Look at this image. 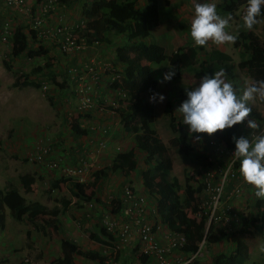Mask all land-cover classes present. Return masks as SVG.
<instances>
[{
  "label": "rangeland",
  "instance_id": "rangeland-1",
  "mask_svg": "<svg viewBox=\"0 0 264 264\" xmlns=\"http://www.w3.org/2000/svg\"><path fill=\"white\" fill-rule=\"evenodd\" d=\"M26 2L30 8L35 4V2H30L29 0H26ZM168 2L165 3L164 0H158L159 21L158 25L151 30L149 39L157 44L159 57L149 63V65L152 67L153 76L157 81L162 73L168 70V66L176 69V75L170 81L164 83L157 82L154 91L163 93L165 99L162 103L151 102L153 104L154 115L152 128L155 130L156 136L167 147L172 164L171 174L178 179L180 185L178 192L182 198L184 196L185 185L195 186L196 180L200 177V170L188 159L189 153L191 151L204 153L210 156V159H215L216 157L210 146L207 145L206 139L208 135L206 133H189L187 125L182 123V114L177 108L186 98L185 88L194 86L203 74L197 69L179 71L176 66L171 64L170 57L175 51L185 50L190 46L197 45L194 44L190 35V24L194 10L192 12L189 9L184 11L185 0H168ZM212 2L217 4L220 0H212ZM139 4L142 7L144 0H140ZM55 6L53 10L57 11L62 5L57 1ZM80 8L81 4L77 3L76 6L70 7L71 12L63 9L65 20L69 21L66 25H74L78 22L77 16L79 17L80 15ZM242 8V6L237 8L225 30L233 35H236L241 30L251 31L264 46V17L252 28H245L241 17ZM217 12L222 17H228L218 9ZM15 13L13 12L12 15L7 17L8 19H12L11 21L2 18L0 26L5 21H9L13 27L21 21L24 22L26 30H30V18L23 15L20 16L17 13L16 15ZM0 15L4 17L3 14L0 13ZM54 25L50 24L48 26ZM108 37L110 43H86L87 47L85 49L68 53H60L56 46H52V41L42 38L44 44L48 46V56L33 59H27L24 56L11 58L9 56L10 42L3 43L0 41V194L3 192L4 182L9 181L11 186L17 189L21 196L24 197L25 201H37L46 210H49L54 204L57 205L59 198L73 200V203L69 204L64 213L59 216L61 227L64 226L66 221L74 222L75 219H77V224L82 221L81 224L86 225V222L84 224L83 221L93 211V206L98 203L92 202L93 205L88 207L86 206L88 200L71 198L66 183H62L58 189H53L51 192L46 193V190L49 188V182L54 180V176L58 175V178L67 177L65 175L62 176L58 170L49 169L45 165L46 163H36L30 159L32 152L37 146L43 144L49 146L48 159L51 158L63 165H73L77 162V157L78 160L80 157H85L90 162L96 160L95 163L93 162V168H101L108 165L111 157L117 150L123 151L126 148L132 147L135 150L139 165L135 170V175L130 177L132 180L130 182H139V187H142L140 183V171L145 168L143 163L144 154L136 149L132 135L122 130L117 116L108 105V102L111 100L117 103V100L120 98L117 90H113L110 84L113 77H119L117 73L121 68V63L116 55L117 48L121 44L120 38L113 35H109ZM90 46H93V51L89 55H86L84 52L89 50ZM217 46L229 55L230 62L234 66L232 78L225 75L226 80L235 84L238 92L242 93L244 88L250 86L252 82L246 71L237 66L238 62L243 58L242 49L240 47L235 48L232 42L218 45L212 41L201 47L204 51H208L211 48H217ZM202 57L203 51H200L198 53L199 60ZM3 59L8 60L10 69L6 70L3 67ZM46 60L51 65L50 68L43 67ZM90 60L106 63L109 67L107 71L100 72L101 84L94 88V90H97L99 87L103 88L100 96H95L94 103L96 105L103 104L105 107L102 111L95 108L92 112L77 114L75 112L77 100L72 91L73 81L70 79L69 70L74 69V72L83 73L84 65ZM36 66L42 68V71L30 78L41 82L40 87L26 86L16 88L12 86L11 83L16 75L21 72H28ZM193 68H197V64ZM62 82L65 83L63 88L61 87ZM43 84L46 85L45 89H42ZM142 96L145 100L149 101V98L145 94H142ZM167 99L173 102V120L181 125L182 129L180 132H172L168 126V119L163 113L164 103ZM249 103L253 112L260 115L264 114V101L254 98ZM66 112L73 114V120L78 122L80 128L85 129L86 126L93 124L96 129H106L105 134L97 130L94 131V134L92 133V137L97 138L96 134L100 133L102 135L101 140L106 141V147L98 152L96 151L98 142L100 141V138H98L94 141L92 140L90 150H82L80 148V144L82 143L79 144L82 138L75 136L71 132L69 125L65 121ZM248 119L255 120L249 114L246 120L240 123V128L237 130L235 137L246 135L252 131L247 127ZM197 135L201 137L200 140L195 138ZM173 137L182 138L183 141L179 144L178 141L176 144L171 143L170 140ZM22 174H27L32 180V190L30 192H25L21 186L19 177ZM109 175L111 178H114V183H112L111 187H108L103 185V180L97 192H102L98 198L101 203L113 207L116 206V203L113 202L112 204L111 200L120 196L124 184L131 183L126 181L124 179L125 176L120 173ZM117 187L119 188L117 189ZM225 196H229V192ZM201 197L203 201H206L207 194L203 192ZM256 199L258 198L251 186L245 187V190L241 191V194L238 196H232L228 199L223 198L229 205L235 203L233 208L237 210L238 216L246 218L254 213L253 202ZM82 201L83 203L85 202V205H78ZM2 213L6 218L4 220V227L0 229V264H49L50 261L58 256L59 244L64 231L60 234L58 231L57 233H49L48 237L47 235H42L40 231L34 230L26 219V215L22 222H17L11 217L6 208H2ZM85 214L88 215L85 216ZM44 219V216L37 217V221H40L42 224L44 223ZM240 224L230 226L228 232L230 239H235V237L231 236L240 229ZM162 226V233H167L169 229L164 225H161V228ZM233 231L234 233H231ZM249 231L251 233L250 238H244L246 241H249L248 257L244 264H264V228L261 235L256 233L252 226H249ZM161 238L163 239V235H161ZM232 247L233 244L231 242L222 239L217 244L204 245L194 259H198L202 263L207 262L213 254L225 249H231ZM75 259V264H88L84 258L77 257Z\"/></svg>",
  "mask_w": 264,
  "mask_h": 264
},
{
  "label": "trees",
  "instance_id": "trees-1",
  "mask_svg": "<svg viewBox=\"0 0 264 264\" xmlns=\"http://www.w3.org/2000/svg\"><path fill=\"white\" fill-rule=\"evenodd\" d=\"M41 1L46 0H36V3L39 4ZM57 1L66 8L81 1L80 13L84 24L78 33L87 44L93 42L110 43L109 35L120 38L121 44L116 53L117 59L121 63L120 71L117 73L120 79L114 78L110 87L113 90H120L122 97L117 100L115 108L109 107L117 116L122 130L132 135L136 149L144 154L145 168L140 171L141 186L147 193V197L154 202L159 222L172 232L182 231L185 234V244L174 251L190 255L196 252L202 241L204 245H214L222 239H226L233 244L231 250L213 254L208 262L201 263L198 259H194L190 264H244L248 257L249 247V241L244 238L251 236L249 226H252L253 230L260 235L264 228V198H258L253 202L254 213L250 214L248 218L238 216L241 227L231 236L235 237L234 240L229 238L225 227L219 223H210L205 228L207 214L203 212L202 204L204 201L201 197L205 188L204 183L199 177L195 186L186 184L184 196L180 197L178 192L180 185L178 179L171 174L172 164L167 147L156 136L155 130L152 128L154 122L153 104L145 100L142 94L149 98L150 91H154L157 85V80L153 76V70L149 63L159 57V52L157 44L149 38L151 30L158 25L159 21L158 0H144L142 7L139 4L140 0ZM247 3L248 0H220L216 5L217 9L227 16H232L237 8L242 6L241 17H243ZM35 11L36 8H31V14H34ZM262 13H264V9H262ZM262 17L264 14L258 19L260 20ZM12 28L9 38V56L11 58L24 56V58L33 59L48 56V46L44 44L42 39L36 37L32 29L26 30L24 22H18ZM236 36L237 38L232 44L235 48L240 47L243 52V58L237 66L246 71L252 80L251 84L264 80V46L251 31L241 30ZM52 43V46L58 44L54 41ZM200 51H203V57L199 60L198 53ZM170 61L179 71L197 69L203 75L212 74L223 68L225 75L229 78H232L234 68L228 54L216 48L204 51L201 46H190L185 50L175 51L170 57ZM195 64H197V68H193ZM2 65L6 70L10 69L7 59L2 60ZM43 67L50 68L51 65L46 60ZM41 71L42 68L36 66L28 72H21L14 77L11 84L16 88L40 87L41 82L34 81L30 77ZM64 82L61 84L62 88L65 85ZM163 113L168 119L170 130L180 132L182 127L173 120V102L170 99L165 101ZM250 115L255 118L256 122L264 119V114L260 115L252 111ZM69 128L77 137L88 134V130L80 128L76 120L69 125ZM239 128L240 123L230 129L218 130L211 135L207 134V145L210 139H215L217 143L226 148L234 147L233 137L236 136ZM170 141L174 144L178 141L179 144L183 139L173 137ZM209 158L210 156L207 154L194 151H191L188 156L189 161L200 170V174L201 171L218 162L216 158H211L213 160H209ZM138 165L134 148H126L116 152L109 165L94 169L87 182H78L68 178L69 176L56 178L49 182L46 193L58 189L61 183L68 182V192L76 200L89 201L93 199L98 202L97 189L109 174L118 172L126 177L134 173ZM19 181L25 192L32 190V180L27 174H22ZM58 201V205L54 204L49 210H46L37 201H25L18 190L12 187L9 181H6L0 195V229L4 227L2 208H6L15 221L22 222L26 215V219L34 230L49 237V233H57L59 230V216L70 202L66 198H59ZM113 202L116 203V207H114L115 209L112 207L111 211L115 213L114 211H117L121 206L119 197L112 200V204ZM38 216L45 217L43 224L37 221ZM88 234L89 238L99 243H102L104 238L109 243L114 240L113 234L101 226L98 233L91 231ZM78 256L88 260H94L97 257L95 251L84 250L71 239H61L59 254L49 264H75L74 258ZM138 259L141 264H146L145 256H140Z\"/></svg>",
  "mask_w": 264,
  "mask_h": 264
},
{
  "label": "built area",
  "instance_id": "built-area-1",
  "mask_svg": "<svg viewBox=\"0 0 264 264\" xmlns=\"http://www.w3.org/2000/svg\"><path fill=\"white\" fill-rule=\"evenodd\" d=\"M1 3L13 10L20 16L29 17L30 29L35 32L36 37L42 39L45 38L50 41L58 43L56 45L57 50L60 53H68L71 51H79L87 47L86 41L80 36L78 30L84 24V20L74 25H66L64 23H57L54 26H48L46 17L52 13L57 0L41 1L37 7L35 15L31 14V8L27 4L26 0H0ZM12 26L9 21H5L0 26V41L8 42L12 33ZM97 44V42H93ZM109 69L106 63L90 60L84 65L83 73L74 72V69L69 70L71 74L70 79L73 81V93L76 96L75 112L77 114H85L92 112L95 108L102 111L105 107L103 104L96 105L95 96L98 90H94L99 86L101 81L100 72H105ZM117 77V76H116ZM115 77L112 78V80ZM120 79V77H117ZM46 85H42V89H45ZM119 97H122V92L116 89ZM108 105L115 107L116 103L111 100ZM65 121L67 125H70L73 120V114L66 112ZM78 123V122H77ZM264 128V119L257 122ZM79 126V125H78ZM82 127V125H81ZM86 130H97L102 134H105L106 129H96L91 124L85 127ZM256 130H252L250 133L255 134ZM213 154L218 162L214 163L211 167L201 171L200 178L205 185L204 193L207 194L206 201L202 204L204 214H207L205 220V228L210 224H221L225 227V230L229 232L231 225L241 223L238 214L232 209V206L228 202L224 201L232 196H238L241 194V187L239 184H233L229 191V196H224V188L230 180L238 178L239 164L236 165L238 160L232 155L234 147L226 148L220 143H217L215 139L208 141ZM106 147V141L100 140L98 142L96 151H100ZM118 149V148H117ZM119 151V150H117ZM50 148L47 145L37 146L32 152L30 159L36 163H46L45 165L51 170H58L63 176H69L74 178L78 182H84V176L86 171L93 165L87 158L80 157L78 164L75 165H63L60 162L53 159H48ZM210 160V158H209ZM222 162V163H220ZM216 180H215V178ZM224 196V197H223ZM112 199V198H111ZM110 199V200H111ZM114 199V198H113ZM120 200V216H115L116 213H111L109 209L105 211L100 218V226L107 232L112 233L114 236L113 251L118 252L120 248L125 245H130V240L134 234L137 238L135 246V261L132 264H141L139 261L140 256H145L146 264H190L192 260L200 253L201 248L204 246L203 241L199 244L196 252L185 255L177 253L174 250L181 248L185 242V234L182 231H168L163 234V239L157 238V231L159 219L157 222H153L154 219H150L153 213H156L155 209L152 211L147 208V200L144 193L135 191L130 184L126 183L121 189L119 196ZM112 201V200H111ZM110 203V202H109ZM92 202H88L86 206H92ZM112 208V206H111ZM172 255L169 258V255ZM102 264H119L114 257L111 256Z\"/></svg>",
  "mask_w": 264,
  "mask_h": 264
},
{
  "label": "clouds",
  "instance_id": "clouds-1",
  "mask_svg": "<svg viewBox=\"0 0 264 264\" xmlns=\"http://www.w3.org/2000/svg\"><path fill=\"white\" fill-rule=\"evenodd\" d=\"M194 12L190 24V35L195 45L205 46L209 41L215 44L235 42L237 36L225 29L231 16L222 17L217 12L212 0H193ZM264 0H248L246 12L242 17L243 26L252 28L259 23ZM176 75V69L168 70L158 78V83L170 81ZM186 98L177 107L182 114V123L187 125L191 134L206 133L211 135L218 130L230 129L242 123L252 112L250 101L258 98L264 101V80H259L244 88L239 93L235 85L225 78L224 69L203 75L190 88H185ZM163 93L150 91L149 101L162 103ZM247 127L256 130L233 137L232 155L239 162V174L246 183L256 189L257 198H264V128L255 120L248 119ZM200 140L201 137H195Z\"/></svg>",
  "mask_w": 264,
  "mask_h": 264
},
{
  "label": "crops",
  "instance_id": "crops-1",
  "mask_svg": "<svg viewBox=\"0 0 264 264\" xmlns=\"http://www.w3.org/2000/svg\"><path fill=\"white\" fill-rule=\"evenodd\" d=\"M30 2H35V4H33L32 5V8H36L37 7V3H36V0H29ZM192 1V0H191ZM190 0H185V3H186V5L183 7L184 8V11H186V10H190L191 12H192V10H194V5H193V2H191ZM164 2H167V3H169L168 2V0H164ZM79 5L81 4V1H78L77 2ZM76 3V4H77ZM37 4V5H36ZM76 4H74V6H76ZM63 9H65V10H69L70 12L72 11L71 9H70V7H68L67 9H66V7H64V6H61L60 8H58V10L57 11H54V12H52V13H50V15L48 16V17H46V22H47V25H54L55 23H63L64 22V24H66L67 22H69V21H67V20H65V14L63 13ZM159 9V8H158ZM13 12L14 11H12V10H10L8 7H6V6H4L2 3H1V1H0V13L1 14H3L4 15V17H1V15H0V20H2V18L4 19V20H6V19H8L7 17H9L10 15H12L13 14ZM56 12H58V13H56ZM79 12H80V10H79ZM16 14V13H15ZM35 14V13H34ZM17 15V14H16ZM63 16H64V18H63ZM9 21H11L12 19H8ZM77 20H78V22L77 23H79L81 20H83V17H82V15H81V13H80V15H79V17L77 16ZM76 20V21H77ZM19 22H21V21H19ZM17 25V24H16ZM93 49V46H90V49L89 50H87L86 52H84V53H86V55H89L90 53H91V51H93L92 50ZM216 49H218V50H221L220 49V47L219 46H217V48ZM222 51V50H221ZM224 52V51H223ZM85 55V56H86ZM101 84V82L99 83V85ZM98 93H97V95L98 96H100V93L103 91V88L102 87H99L98 89ZM96 90V91H97ZM92 133L94 134V130H89L88 131V134L86 135V136H83V137H81L82 139H80V142H79V144L80 143H82V144H80V148H82V150H90L91 149V144H92V142L94 141V140H96V139H98V138H100L99 140H101V138H102V135L99 133V134H96L97 136H98V138L97 137H92ZM93 140V141H92ZM135 151V150H134ZM118 152V151H117ZM112 158V157H111ZM95 161L96 160H93V162L95 163ZM93 162H91L92 164H93ZM77 164H78V157H77V162H76ZM76 163H74V164H76ZM73 164V165H74ZM238 164H239V162H237V166H238ZM109 165V164H108ZM107 166V165H106ZM94 169H96V168H93V165L86 171V173H85V176H84V182H87L88 181V179H89V177H90V175H91V172L94 170ZM116 173H118V172H115V173H112V174H116ZM135 175V172L134 173H131L129 176H126L127 177V179H126V177H124V179L126 180V181H128V182H130V181H132L131 180V178L130 177H133ZM59 176L58 175H56V176H54V178L53 179H56V178H58ZM72 180V179H71ZM73 181V180H72ZM6 182V181H5ZM5 182H4V184H5ZM64 183H66V185H67V188L69 187V183L68 182H64ZM112 183H114V178H111L110 177V175L106 178V179H104V181H103V185H105V186H108V187H111V185H112ZM131 184V187L135 190V191H137V192H139V193H144L145 194V196H146V200H147V208L149 209V210H153V209H155V211H156V206L154 205V202H152V200L149 198V197H147L148 195H147V193L145 192V190H144V188L143 187H139V182L138 183H133V182H130ZM140 183H141V179H140ZM4 184H3V186H4ZM62 184V183H61ZM233 184H239L240 185V187H241V190L243 191V190H245V187H247V186H251V188L253 189V191L254 192H256V189H255V187L253 186V185H251V184H249V183H246L244 180H243V178L240 176V174H239V172H238V178L237 179H233V180H230L229 181V183L226 185V187L224 188V196L226 195V193L227 192H229L230 190H231V188H232V186H233ZM228 187V188H227ZM101 188V187H100ZM119 187H117V189H118ZM100 191V190H99ZM97 194H96V197L97 198H99L100 196H101V194H102V192H96ZM1 195V194H0ZM71 196V195H70ZM71 198H74V197H72L71 196ZM66 199H68V198H66ZM75 199V198H74ZM115 199V198H114ZM70 200V199H69ZM88 202H97V201H95V200H89ZM87 202V203H88ZM71 203H73V200L72 201H70L69 203H68V205L69 204H71ZM77 203V202H76ZM83 201L80 203V204H78V205H82V206H84L85 204V202L83 203ZM98 204H95L94 206H93V211L92 212H90V214L88 215V217H86L87 219L85 220V221H83V223L85 224V222H86V225H83V224H81L82 223V221H81V223H76V220L77 219H75V221L74 222H70V221H66L65 222V224H64V226H62L61 227V221H60V226H59V230H58V233L60 234V233H62V231H64V235H63V237L61 238V239H66V238H68V239H71V240H73L76 244H78L82 249H84V250H93V251H95V253H96V255H97V257H96V259H94V260H88V259H85L86 261H87V263L88 264H102L104 261H106L107 259H110L111 258V256L112 257H114V260H116L119 264H132L134 261H135V256H134V254H135V249L134 248H132V246H135V244H136V241H137V238L135 237V235L133 234L132 235V237H131V240H130V245H125V246H123L122 248H120L119 249V251L118 252H115V251H113V245H114V240L113 241H110V243L104 238L103 239V242L102 243H99V242H96V241H94V240H92L91 238H89V232H96V233H98L99 232V227H100V218H101V215L105 212V211H107L108 209H109V211L111 212V213H113L112 211H111V206H107V205H104L103 203H101L100 201H98L97 202ZM57 205H58V203H57ZM67 205V206H68ZM233 205H235V203H233V204H231V206H232V209L233 210H235L234 208H233ZM79 207V206H78ZM114 207H116V206H113V208ZM66 209H67V207H66ZM115 209V208H114ZM120 209V208H119ZM119 209L117 210V211H114L116 214H115V216H120V213H119ZM238 209V208H237ZM235 211H237V210H235ZM64 213V212H63ZM157 213V212H156ZM156 213H153L151 216H148L150 219L152 218V219H154L153 220V222H157L156 221V219L158 218L157 217V215H156ZM71 216L73 215V214H70ZM86 214H85V216H87ZM74 216V215H73ZM121 217V216H120ZM5 218L6 217H4V220H5ZM66 220V219H65ZM79 220V219H78ZM4 224H5V221H4ZM162 225V224H161ZM161 225L159 224V227H158V231H157V238H159L160 240H162V238H161V235H163V233H162V230H163V226H162V228H161ZM61 228H63V229H61ZM115 239V238H114ZM220 242V241H219ZM84 246V247H83ZM228 248V247H227ZM232 249V248H231ZM231 249H225L224 251H229V250H231ZM172 255H174V252L171 254V255H169V258H171L172 257ZM78 257H80V256H78ZM75 258H77V257H75ZM74 258V262L76 261V259ZM81 258H83V257H81ZM210 259H211V257H210ZM208 262V261H207ZM202 263V262H201ZM204 263V262H203Z\"/></svg>",
  "mask_w": 264,
  "mask_h": 264
}]
</instances>
